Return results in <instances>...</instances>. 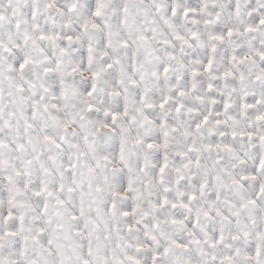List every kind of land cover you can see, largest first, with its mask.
Listing matches in <instances>:
<instances>
[{
	"label": "snow or ice",
	"instance_id": "6c2138e0",
	"mask_svg": "<svg viewBox=\"0 0 264 264\" xmlns=\"http://www.w3.org/2000/svg\"><path fill=\"white\" fill-rule=\"evenodd\" d=\"M0 264H264V0H0Z\"/></svg>",
	"mask_w": 264,
	"mask_h": 264
}]
</instances>
